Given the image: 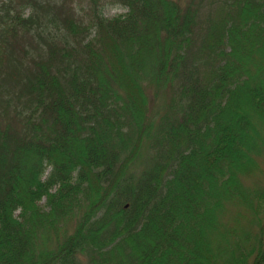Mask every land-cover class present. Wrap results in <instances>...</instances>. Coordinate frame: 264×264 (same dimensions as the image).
I'll list each match as a JSON object with an SVG mask.
<instances>
[{
  "label": "trees",
  "instance_id": "obj_1",
  "mask_svg": "<svg viewBox=\"0 0 264 264\" xmlns=\"http://www.w3.org/2000/svg\"><path fill=\"white\" fill-rule=\"evenodd\" d=\"M260 164L264 0H0V264H264Z\"/></svg>",
  "mask_w": 264,
  "mask_h": 264
},
{
  "label": "rangeland",
  "instance_id": "obj_2",
  "mask_svg": "<svg viewBox=\"0 0 264 264\" xmlns=\"http://www.w3.org/2000/svg\"><path fill=\"white\" fill-rule=\"evenodd\" d=\"M113 9H121V10H119V11H113ZM25 12H28V10H26ZM122 13H125V10L123 8L119 7V6H106L103 9V15L106 18H112V17H115V16H117L119 14H122ZM244 106L245 105H243V108L245 109ZM143 153H144V151H143ZM260 167L262 169H264V166L261 165V164H260ZM249 184H250V181L248 182V185Z\"/></svg>",
  "mask_w": 264,
  "mask_h": 264
},
{
  "label": "clouds",
  "instance_id": "obj_3",
  "mask_svg": "<svg viewBox=\"0 0 264 264\" xmlns=\"http://www.w3.org/2000/svg\"><path fill=\"white\" fill-rule=\"evenodd\" d=\"M119 10H121V9H113V11H119ZM125 11H126V9H124Z\"/></svg>",
  "mask_w": 264,
  "mask_h": 264
}]
</instances>
